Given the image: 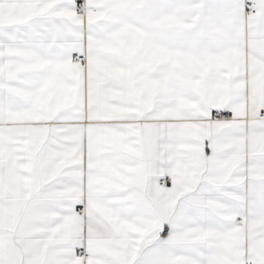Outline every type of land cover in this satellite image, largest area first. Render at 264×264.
I'll return each instance as SVG.
<instances>
[{
	"label": "snow or ice",
	"instance_id": "1",
	"mask_svg": "<svg viewBox=\"0 0 264 264\" xmlns=\"http://www.w3.org/2000/svg\"><path fill=\"white\" fill-rule=\"evenodd\" d=\"M0 264H264V0H0Z\"/></svg>",
	"mask_w": 264,
	"mask_h": 264
}]
</instances>
